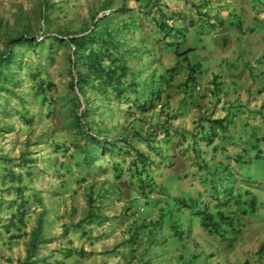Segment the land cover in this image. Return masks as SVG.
Returning <instances> with one entry per match:
<instances>
[{"label": "rangeland", "instance_id": "obj_1", "mask_svg": "<svg viewBox=\"0 0 264 264\" xmlns=\"http://www.w3.org/2000/svg\"><path fill=\"white\" fill-rule=\"evenodd\" d=\"M230 4L48 0L45 18L41 0H0V54L10 51L18 59L5 67L16 82L9 90L0 86V264H20L29 253L37 264H243L224 255L202 256L200 241L195 245L175 234L174 200L159 181L164 174H156L161 154L170 151V160L183 132L199 130L197 99L207 96L206 88L205 96L181 95L197 76L209 77L202 81L213 86L212 115L246 104L264 108H258L257 96L244 101L219 87L231 69L232 45L216 16L229 18ZM96 15L111 19L96 31L107 26L122 44L129 72L119 90L98 91L93 77L78 84L82 92L72 88L86 70L79 55L100 46L90 41L75 56L68 39L93 30ZM23 36L43 40L30 46L18 40ZM93 135L117 144L104 147ZM101 146L103 151L84 159L85 147ZM163 202L171 205L172 217L159 208ZM39 227L42 235L33 241ZM212 243L223 254L229 251L217 239ZM179 247L191 252L190 259L177 254Z\"/></svg>", "mask_w": 264, "mask_h": 264}, {"label": "crops", "instance_id": "obj_2", "mask_svg": "<svg viewBox=\"0 0 264 264\" xmlns=\"http://www.w3.org/2000/svg\"><path fill=\"white\" fill-rule=\"evenodd\" d=\"M230 7L229 18L216 16L218 22L225 23L220 28L232 45L227 58L231 69L223 74L226 83L220 81L219 87L230 89L235 93L233 96L244 101L257 96L261 108L264 107V12L261 11L264 0H233ZM246 25L250 26L249 35ZM200 42L204 48L202 38ZM208 78L197 76L189 93L184 90L181 94L182 98L192 93L196 97L197 93L204 95L206 88L207 96L196 98L203 116L197 123L199 130L195 135H187L183 129L184 136L173 148L170 160L167 154L170 151L159 159L163 165L156 174H164L159 181L168 188V197L174 200L178 215L173 217L172 229L185 241L192 240L195 245L200 241L206 251H201L202 256L224 255L229 261L264 264V108L255 111L250 104L243 103L245 107L228 108L224 115L217 112L212 115L213 86L207 88L202 81H210ZM214 119L223 121L215 123ZM174 143L170 140V144ZM159 206L172 217L171 205L163 202ZM151 218L159 220L157 215ZM215 239L229 249L226 254L212 245ZM181 253L190 259L191 252L179 247L177 254Z\"/></svg>", "mask_w": 264, "mask_h": 264}, {"label": "trees", "instance_id": "obj_3", "mask_svg": "<svg viewBox=\"0 0 264 264\" xmlns=\"http://www.w3.org/2000/svg\"><path fill=\"white\" fill-rule=\"evenodd\" d=\"M41 1L43 3L42 15L45 16L46 18V8L48 7V0H41ZM106 7H104V9H106ZM117 12H119L118 9L116 10V12L113 13L115 14ZM97 16L98 15L94 17V21L96 22L93 30H91L89 33L80 36L70 35L72 37L68 39V41L74 47L75 56L76 53L79 52L83 46L85 47L90 41H92L93 43H98L100 46L99 51L95 49H89V53L86 57H84L83 55H79V58L81 60L86 61V70L83 73L77 75L76 81H74L72 84L73 85L72 88L77 87L81 92L83 91V87L81 88L78 87V84L81 83L82 86L86 85L91 81L92 77L95 78L97 81L96 89L98 91L105 92V90L108 87H114L115 90H119L118 88L123 84V81L128 76V72H129L126 59L123 57V54L120 50L122 46L120 41L119 40L116 41L112 37V33L110 30L107 29V26H105L104 29L100 30V33L96 31V28L100 23L106 24V20L107 21L111 20L110 15H106L100 18H98ZM18 40L23 41L29 44L30 46H32V45L40 44L43 39L39 40L36 37L23 36ZM17 60H18L17 57H15L13 53L10 51L4 54H0V86L5 90H9L8 85L11 82L12 83L16 82L14 80L16 79V77L6 74L5 71L8 70V66L12 65ZM105 62H109V64L105 65ZM129 85L135 87L134 82L129 83ZM121 92L122 91H119L118 93ZM87 111L88 110H86L85 114H87ZM222 121L223 119H214L213 122L221 123ZM93 136L94 137H90V138L94 141L96 140L97 143L103 144L104 147L106 146L115 147L117 144L116 142L109 143V141H107L108 139L105 138H104L105 141H99L98 135H93ZM103 146L96 147L91 150L85 147L83 149L84 159H87L88 162L89 159L93 158L96 152L103 151ZM10 172L12 171L10 170ZM11 175L13 179L16 178L14 173H11ZM93 203L94 201L91 200L90 207L93 205ZM88 216H90V218L92 217V215H88ZM19 218H22V215H20ZM42 231H43V227H39L35 231L33 235V241H37L39 237H41ZM32 258H33L32 254L29 253L26 259L22 261L20 264H37V261L33 262Z\"/></svg>", "mask_w": 264, "mask_h": 264}, {"label": "built area", "instance_id": "obj_4", "mask_svg": "<svg viewBox=\"0 0 264 264\" xmlns=\"http://www.w3.org/2000/svg\"><path fill=\"white\" fill-rule=\"evenodd\" d=\"M197 90H201V88L199 86L196 87Z\"/></svg>", "mask_w": 264, "mask_h": 264}]
</instances>
